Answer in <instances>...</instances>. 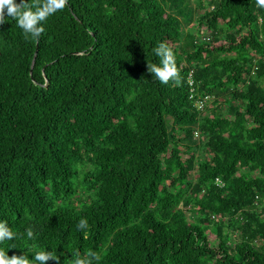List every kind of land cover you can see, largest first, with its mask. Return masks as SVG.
<instances>
[{"label":"trees","instance_id":"trees-1","mask_svg":"<svg viewBox=\"0 0 264 264\" xmlns=\"http://www.w3.org/2000/svg\"><path fill=\"white\" fill-rule=\"evenodd\" d=\"M196 3L66 0L38 22V37L5 13L0 221L16 235L0 248L9 256L264 264V5ZM161 41L179 83L147 71Z\"/></svg>","mask_w":264,"mask_h":264},{"label":"clouds","instance_id":"clouds-1","mask_svg":"<svg viewBox=\"0 0 264 264\" xmlns=\"http://www.w3.org/2000/svg\"><path fill=\"white\" fill-rule=\"evenodd\" d=\"M66 0H41L40 3L32 5L25 0H0V23L4 22L5 13L15 18L18 26L23 30L26 36L38 37L44 30L43 21L47 16L65 5ZM258 3L264 5V0H258ZM155 54L159 57V62L147 64V71L154 74L161 82H167L170 78L177 83L180 82L179 70L176 65L175 53L165 42L161 41L153 48ZM218 179V178H217ZM87 226V219L81 217L76 227L78 229ZM28 237L33 236L31 227L25 229ZM16 233L12 232L4 221H0V241L12 238ZM58 260L59 257L51 250L42 249L36 251L31 259L25 254L11 256L7 250L0 248V264H43L46 259ZM92 258H98L95 251L89 250L87 256L77 254L72 260V264H90Z\"/></svg>","mask_w":264,"mask_h":264},{"label":"built area","instance_id":"built-area-1","mask_svg":"<svg viewBox=\"0 0 264 264\" xmlns=\"http://www.w3.org/2000/svg\"><path fill=\"white\" fill-rule=\"evenodd\" d=\"M188 82L189 84L191 85L193 80H192V76H191V73H189L188 75ZM192 97V94L190 95ZM207 98L204 97V100H206ZM202 101H197L196 102V105L198 106V108H201L202 107ZM195 135H197V132H195ZM216 183L219 184V185H222L221 181L219 179H215ZM263 202H264V199H263Z\"/></svg>","mask_w":264,"mask_h":264},{"label":"rangeland","instance_id":"rangeland-1","mask_svg":"<svg viewBox=\"0 0 264 264\" xmlns=\"http://www.w3.org/2000/svg\"><path fill=\"white\" fill-rule=\"evenodd\" d=\"M187 1H189L190 5H191V6H194V7H195V5L197 4V3H196L197 0H187ZM202 29L205 30V28H202ZM208 238H209L210 241H212L214 237H213V235H212L211 233H209V234H208ZM237 239H238V235H237V234H234V239H233V240H237ZM215 241H216V240H213V243H215Z\"/></svg>","mask_w":264,"mask_h":264},{"label":"water","instance_id":"water-1","mask_svg":"<svg viewBox=\"0 0 264 264\" xmlns=\"http://www.w3.org/2000/svg\"><path fill=\"white\" fill-rule=\"evenodd\" d=\"M33 63H34V60H33L32 63H31V67L33 66Z\"/></svg>","mask_w":264,"mask_h":264}]
</instances>
